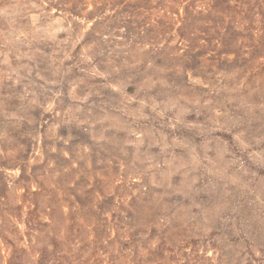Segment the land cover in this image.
Returning a JSON list of instances; mask_svg holds the SVG:
<instances>
[{"label":"rangeland","instance_id":"374dc122","mask_svg":"<svg viewBox=\"0 0 264 264\" xmlns=\"http://www.w3.org/2000/svg\"><path fill=\"white\" fill-rule=\"evenodd\" d=\"M264 264V0H0V264Z\"/></svg>","mask_w":264,"mask_h":264},{"label":"trees","instance_id":"16d2710c","mask_svg":"<svg viewBox=\"0 0 264 264\" xmlns=\"http://www.w3.org/2000/svg\"><path fill=\"white\" fill-rule=\"evenodd\" d=\"M227 1L228 0H212V6L216 9H220L223 7V5H225V3ZM50 255L56 256L57 251H55V250H53V251H48V250L42 251L39 258H38V264H47ZM14 264H19V263H14Z\"/></svg>","mask_w":264,"mask_h":264}]
</instances>
